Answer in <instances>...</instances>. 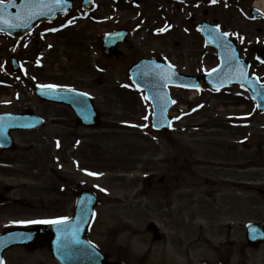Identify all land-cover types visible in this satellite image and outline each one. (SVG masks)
Segmentation results:
<instances>
[{
  "label": "rangeland",
  "instance_id": "374dc122",
  "mask_svg": "<svg viewBox=\"0 0 264 264\" xmlns=\"http://www.w3.org/2000/svg\"><path fill=\"white\" fill-rule=\"evenodd\" d=\"M183 1L179 5L181 8L177 9L168 0H161V3L155 0L138 1L133 7L125 0H121L120 5L117 0H96L97 6L92 7L87 17L72 19L73 25L60 33L46 32L47 28L51 29L46 25L17 44L0 36V111L32 107L48 119L47 128L42 133L15 134L19 149L29 146L30 140L35 143L31 145L34 151L25 154L26 157L20 154L16 159L14 150L9 153L20 163L17 173L13 175L0 167V189L7 184L15 186L10 193L11 201L30 195L31 191L37 193L36 186L39 185L43 193H54L53 188L57 186L54 171H58L62 153L50 137L57 136L64 129L54 126L52 119L71 114L62 106L43 104L33 92L35 84H52L59 88L89 91L101 112V123L97 127L78 129L82 138L79 160L91 166L90 170L96 172V179L94 181L84 170H76L75 174L78 180L96 183L103 196L95 231L99 237L97 242L104 249L101 234L108 235L115 229L123 242H131L132 239L139 242V246L142 243L147 245L151 240V235L146 234L149 232L147 225L151 221L162 224L166 233L183 237L186 234L192 241L205 238V234H197L202 232L198 227L205 219L209 221L206 227L208 237L217 240L225 237V229L219 230L220 222L232 217H242V220L251 218L238 210L221 213L212 208L208 211L207 188L203 182L205 171L202 164L207 158V148L215 154L223 151V141L229 142L228 137L235 134L229 123L235 122L237 114L249 110V107L244 108L246 103L239 96L238 89L224 92H213L207 88L199 91L174 89L176 104L172 112L174 123L171 132L153 130L149 103L148 107L145 106L141 96L125 89L129 82L128 67L143 56H167L184 72L207 69L216 64L212 49H204L201 38L191 28V25L195 26L193 21L201 19L203 7L194 13L193 20L190 18L192 12L185 3L189 0ZM251 3L253 0H242L239 11L233 7L229 12L216 6L210 16L218 17L227 27L236 26L245 31L251 40L256 31H261L258 35L264 40V22H251L247 17ZM94 14L96 21L92 17ZM72 15H76L75 11ZM71 16L65 20L70 21ZM169 26L170 30L164 33L163 29ZM117 27L129 28L130 40L127 45L119 47L125 52L121 58L109 59L104 55L101 39L105 32ZM157 28H160L162 36H156ZM10 46H17L20 50L16 57L22 62L23 72L18 74H14L10 66V60L15 56ZM202 52L205 59L200 60ZM67 120L73 121L72 118ZM214 126H218L219 130H215ZM257 136L259 142L264 141V115L261 114L257 115ZM222 158L224 160L226 156ZM91 160L92 163H89ZM226 160H234V156ZM257 160L264 162L260 156ZM27 164H34L40 174L28 171ZM261 175L258 173L259 178ZM162 176L165 180L160 183ZM242 177L245 180L250 178L248 175ZM257 184H264V180L259 179ZM221 193L222 200H230L235 195L232 188H225L224 185ZM237 197L242 207V201L250 199V192L242 191ZM12 205L13 202L8 204L9 208L0 209V231L4 230L3 223L13 225L24 222V219L49 217L51 214L46 211L57 209L55 205L48 208L39 205L41 209L35 210H31L33 207L25 209ZM170 238L174 239L173 236ZM152 243L164 245L163 242ZM204 244L200 241L193 246L192 253L202 251ZM158 253V250L154 251L153 255ZM184 253L186 250L173 249L169 257L161 255V260L176 262L177 258L172 256L177 254L181 264H190L184 261L193 256L194 260L201 258ZM47 255L45 250L35 253L16 250L8 253L7 258L9 264H17L19 259L28 264L32 260L46 259Z\"/></svg>",
  "mask_w": 264,
  "mask_h": 264
},
{
  "label": "flooded vegetation",
  "instance_id": "af4514ba",
  "mask_svg": "<svg viewBox=\"0 0 264 264\" xmlns=\"http://www.w3.org/2000/svg\"><path fill=\"white\" fill-rule=\"evenodd\" d=\"M197 5H201L204 8L201 13L203 18L202 21L208 20L210 17L209 0H197L196 4L193 3L191 5L193 11L196 9L194 7H196ZM222 8L226 11L224 2L222 4ZM193 17L194 16H192V18ZM231 32L232 34L230 36L236 40L237 46L243 58L246 59L250 64V75L260 76L264 78V63L260 62L258 57L259 49L264 46V42H260L257 44L256 42L251 43L247 41L239 31L231 30ZM256 32L257 33L254 34L255 38L259 36L258 34H260L261 31ZM214 58H217V55H214L213 59ZM199 59H205V54L201 53ZM193 74H199V72H195ZM42 103L47 104V106L49 105V103ZM245 103L246 104L244 105V108L249 107V110L241 112V114H239L238 120L235 124L236 126L233 129V131L235 132L234 137L231 138L230 142L223 141V151H219L217 154H215L213 153V151H210V149L207 148V158L204 168V182L209 191L206 196L210 199H213L211 200L213 204L217 206L220 205V209L222 211H228L230 209L235 210V207L239 206V201L237 199H234L235 201L233 202H219L216 200V196L218 195L222 184H229L234 189H240L242 187V173H253V175L251 174V184L246 183V185L244 186L252 191L251 193L253 194V196H251V199L243 206L245 214H249L251 216V219L250 221L235 223L237 219L234 218L229 222L224 223L221 226V229H225L227 232L225 233V238H218V240H220L219 245L215 246L211 244V241L206 238L204 241L207 242V245L209 244V246L212 247L211 250L214 253L215 258L212 261H209V258H207L208 260H205L206 262H203L202 264H264V241H258L261 240L262 235L264 236V184H257L259 180L257 172L259 170L264 171V162L259 163L257 160L258 156H260V158L262 159L264 158V146L261 145L260 148H258L260 142L258 141L257 136V106L253 100H247L245 101ZM30 111L34 110L25 108L24 110L19 112ZM71 112V115H62L60 117H57V119H54L60 121L53 122V125L57 126L59 124V126L64 130L57 136L50 137L51 142H58L61 145L62 153L61 166L58 173L59 185L53 188L54 193H57V196L55 197L54 193H51V191L43 193L42 188L36 186L38 188L37 193L32 191L33 196L13 202L15 206L26 208H40L39 205H43V208H48L55 205L57 206V209H55V211L57 212L56 215L59 217V220L65 217H67L66 220H69L76 213L77 202L83 191H88L90 195H92L93 193H97L96 188H94L93 185H88L86 182L78 180L75 174L77 173L76 170L84 164L79 160V150L81 147L78 146V141L80 140L79 137H81V133L78 131V129L81 127V123L76 120L74 114ZM69 118H72L73 121H68L67 119ZM44 129L45 128L41 130L20 132H42V130ZM29 142L30 145L23 149H19V144L17 143L11 150H5L0 147V164L4 166H12L13 164L19 165L16 160L10 157L9 153L14 150L13 152L14 154H16V159L18 158V156H20V154H23L24 157H26L25 154H28V152L30 151H34L31 145L35 143L32 140H30ZM18 151L19 154H17ZM222 156L224 158L226 156V159H231V157L234 156V160H223ZM211 157L219 159L220 166H214L213 168H211ZM89 163H92V160ZM84 167L87 168L91 166L84 165ZM9 170L10 172H16L17 168H9ZM213 171L214 173L219 174L228 173L230 175L236 176L238 180L236 183H225V179L221 181L210 179ZM260 178V180H264V175ZM47 187L49 186L47 185ZM0 190L4 191L5 193H9L13 190V188L6 185L3 186ZM207 210L210 211L209 209ZM248 222L255 223L257 225L255 234L253 235L254 241L252 242H249L246 239L245 226ZM86 235L92 243L99 246V248L107 255V257L117 262V264H153L149 263V256L154 250L157 251L162 246L153 245L152 242H160L165 237L163 234H160L158 232L151 234L152 239L150 240V243H148L147 245L142 243L141 245L143 249H145L144 253L142 255L136 256L131 253L130 243H119L118 235L114 233L101 236L102 239L100 240L105 244L104 249L97 242L98 238L95 233V222H92L90 224ZM50 238H52V235H47V239ZM141 240L144 241V239ZM180 242H183L182 239H180ZM198 242H200V240ZM198 242H196V244H198ZM37 243L44 244L41 241V238L37 240ZM187 245L188 247L193 246V243L188 242ZM209 246H207V250L205 252L208 255L210 252ZM22 250L28 253L37 251H29L26 248H23ZM38 250H45L48 254L47 258L43 259L42 264H49L50 262L59 264L52 257L51 251L48 247H43ZM20 263L25 264L23 259L20 260Z\"/></svg>",
  "mask_w": 264,
  "mask_h": 264
},
{
  "label": "water",
  "instance_id": "95a60500",
  "mask_svg": "<svg viewBox=\"0 0 264 264\" xmlns=\"http://www.w3.org/2000/svg\"><path fill=\"white\" fill-rule=\"evenodd\" d=\"M58 1L60 0H11L9 3H5L7 7H0V30L6 31L13 36L24 35L38 23V21L42 18L41 16H43L42 14L44 12L52 8L51 4ZM72 2L73 0H61L60 3L58 2L53 4L58 6L57 11H65L68 7L71 6ZM116 41L117 40H113L112 43ZM232 64L234 63L226 61L224 67L219 69L216 74H213L206 78L198 77L197 79H195L197 81L196 85H200L205 81L215 87H217L218 84H222V86H224L232 83V80L225 81L223 80V76L220 77L221 71L226 67L227 72H229L228 68ZM170 73L173 74L172 71H170ZM147 74L148 73H142V77H137V80L135 81L138 84L140 83L141 85L145 86L149 90L148 93L150 97L153 99L155 106V114L153 120L154 126L156 128H168L170 127V119L168 118L167 113L168 109L171 106V101L167 90V85L169 83H177V78L181 80L189 78L180 75L176 78L171 74L163 73H160L158 75L145 76ZM154 83L158 85L160 91H157L155 89ZM38 92L44 99L47 98L53 101L70 104L75 109L77 114L79 113L80 116L82 115V117L86 119V121H89V123H97L99 114L95 111L93 105L89 103V101L86 100L81 107H79L78 105L77 107H75L74 105H72V103L74 104V99L72 96H70L69 93L59 92L53 89H38ZM260 96L261 95L257 94L259 100ZM261 100L264 106V95L261 96ZM29 121L30 120L28 119V117H26V115H0V139H10V130L12 129L31 128L33 125L31 123H28ZM46 230L47 229L43 227L41 229H37V232H45ZM25 233L27 232L21 230L9 232L0 236V264L2 263V254L4 250L15 244L26 243L27 240L23 236ZM94 264H105L104 257L100 253L97 254V259Z\"/></svg>",
  "mask_w": 264,
  "mask_h": 264
},
{
  "label": "snow or ice",
  "instance_id": "6c2138e0",
  "mask_svg": "<svg viewBox=\"0 0 264 264\" xmlns=\"http://www.w3.org/2000/svg\"><path fill=\"white\" fill-rule=\"evenodd\" d=\"M213 2H215V0H213ZM0 7H7V5L5 4V0H0ZM225 35H228L227 33H225ZM44 87H55L54 85H46ZM145 99L147 100L148 97H145ZM145 119H147V117H145ZM90 175H96L95 173H89ZM67 219V217L62 218L60 220H56V221H28V223H63L65 220Z\"/></svg>",
  "mask_w": 264,
  "mask_h": 264
},
{
  "label": "bare ground",
  "instance_id": "6f19581e",
  "mask_svg": "<svg viewBox=\"0 0 264 264\" xmlns=\"http://www.w3.org/2000/svg\"><path fill=\"white\" fill-rule=\"evenodd\" d=\"M262 5L260 6V8L264 11V3H261Z\"/></svg>",
  "mask_w": 264,
  "mask_h": 264
}]
</instances>
